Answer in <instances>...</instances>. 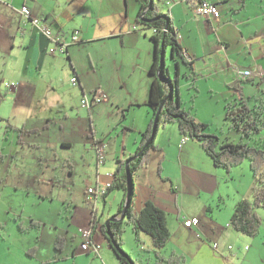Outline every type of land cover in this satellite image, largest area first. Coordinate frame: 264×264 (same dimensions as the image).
Returning <instances> with one entry per match:
<instances>
[{
  "label": "rangeland",
  "instance_id": "obj_1",
  "mask_svg": "<svg viewBox=\"0 0 264 264\" xmlns=\"http://www.w3.org/2000/svg\"><path fill=\"white\" fill-rule=\"evenodd\" d=\"M160 4L163 12L168 13V6L164 2ZM3 15L1 5L0 17ZM16 19L9 23L0 20V264H119L116 253L109 247L104 246L111 252L112 261L92 251L82 252L79 229L90 228L93 219L94 206L88 199V188L99 186L97 175L105 186L112 177L108 172L113 173L117 163L109 159L97 164L95 139L104 143L113 141L117 155L126 159L136 149L137 127L144 125L149 114L144 103L149 98L153 78L149 74L154 54V43L150 40L153 29H145L146 40L139 44L124 45L119 38H111L71 46L69 55L82 80L84 95L79 85L72 82L75 74L68 54H49L42 70L36 71L32 81L27 80L30 103L19 138L14 121L9 124L16 91L8 85L17 80L25 60V41L17 30ZM258 19L259 42L264 43V16ZM170 56L169 52L167 62L175 77L177 66ZM177 58L182 64L178 86L183 107L206 122L207 132L215 133L221 140L255 143L258 135L242 137L239 131L229 128L225 102L234 96L226 98L221 75L207 79L195 75L192 80L198 90L196 99L192 100L195 91L190 87L192 80L185 76L187 67L178 54ZM100 87L106 89L107 99L84 107L82 98L91 97V91ZM244 87L252 105L259 100L256 97L264 95V82L247 81ZM91 120L94 137L89 135ZM243 164L250 168L248 159L232 167L234 172L239 171L237 179L242 185L247 178L241 169ZM119 203L116 190L110 193L106 203L99 199L97 234L103 233L100 226L118 211ZM256 212L261 218L259 230L264 234V208H256ZM54 228L65 232L69 247L57 252L55 259L47 258L48 261L46 255L40 257L37 247L40 243L50 244V238L38 243L42 240L39 232L44 230L52 235ZM139 236L137 240L130 225L123 224V248L138 264H170L172 251L168 246L160 251L159 260L156 251L150 250V235L140 232Z\"/></svg>",
  "mask_w": 264,
  "mask_h": 264
},
{
  "label": "crops",
  "instance_id": "obj_2",
  "mask_svg": "<svg viewBox=\"0 0 264 264\" xmlns=\"http://www.w3.org/2000/svg\"><path fill=\"white\" fill-rule=\"evenodd\" d=\"M200 1L157 0L156 2L162 12L163 8L160 3L164 2L168 6V13L172 16L185 58L193 63L195 75L200 74L206 79L221 75L219 78L222 86L227 89L225 90L227 99H229V95L233 94L232 100L237 95L238 98H243L249 105H252L249 101V93H245L244 83L247 81L264 82V77L253 75L251 78L240 79L237 76V70L251 69L255 73L261 68L264 70V43L259 42L261 31L259 28L260 19H258L264 16V0H246L245 5H242L241 0H211L219 6L221 12L219 18H206L198 14L196 7ZM141 3L139 0H0L4 11L3 18L0 17V20L9 23L17 18V30L25 41L26 48L22 69L19 77L15 80L18 82V86L14 87L16 99L9 116L11 120L9 124L11 125L14 121L17 131L20 127H24L30 103L29 93H27L30 92L27 86L29 81L27 80L32 81L36 71L39 73L42 70L49 54H68L67 58L75 74L73 77L77 78V82L74 83L73 80L72 82L74 85H79L84 95L82 80L69 55L71 46L111 38H119L124 45L139 44L146 40L145 29L149 27L137 21ZM23 4L30 7L33 16L39 17L43 23L49 24L53 35H57L69 43L65 50L60 48L54 52L50 50L51 47H56V43L22 14L20 9ZM0 27H2L1 22ZM23 28L25 29L23 30ZM75 30H79V40L70 43ZM171 51H167V57ZM173 55L170 57L174 58ZM177 61L182 67L181 60L177 58ZM99 90L103 91L107 99V91L101 87L92 90L91 97L85 96L91 100ZM23 91L25 96H23ZM261 96L264 97V95H259L256 98ZM94 104L96 103L91 106ZM144 105L149 109V114L145 119L143 117L144 125L137 127L139 137L135 139L134 153L126 159L122 158L117 155L113 141L103 142L105 145L104 162L109 159H115L117 162L108 182H112L114 179L120 161L126 160L127 162L137 154V142L154 118V113L148 105V99ZM198 120L202 121V119ZM21 133L18 131L19 138ZM89 135L95 136L94 129ZM183 139L184 136L181 135L176 122L167 123L158 128L154 139L155 147L151 148L149 152L148 162L137 169L134 174V206L136 210H141L148 201H153L166 212L167 224L171 231L166 246L171 251L185 255L188 264H264V234L259 230L255 235H248L237 231L230 224L236 204L243 199L251 198V188L254 183L250 172L251 168L247 164H243L241 169L244 170L247 178L242 185L241 181L237 179L240 177L239 171L234 172L233 168L225 171L223 167L214 163L212 157L198 141L189 137ZM98 142L102 141L95 139L93 143L95 150ZM96 156L98 164L97 151ZM125 165L126 163L124 167ZM97 176L98 182L100 180L97 185H100L101 189H105L106 186L102 185L101 177ZM232 178L233 181L230 182ZM236 180H238V184H235ZM115 190L118 191L120 203L118 211L112 216H116V214L120 216V210L126 201V190L123 188ZM107 192L108 188L105 194ZM110 193L112 191L106 197L104 194L101 200L106 203ZM194 216L200 219L199 224L191 227L185 226V218ZM124 223L130 225L135 234L132 225ZM102 225L100 226L101 232ZM96 228L97 222L93 228V238L99 244V249L96 250L93 245L88 249H83L80 245L79 249L82 252L87 251V253L92 251L97 256L102 258L105 256L112 261L111 252L106 249L109 247L113 250V248L103 233L100 235L97 234V231L95 232ZM53 231L52 235L45 234L44 230L39 232V238L42 240H38V243L42 242L43 238H50L51 245L40 243L37 247L40 250V257L46 255L47 257L44 258L48 261L50 259L47 258L55 259L58 257L57 252H63L65 248L69 247L65 232L57 228H54ZM60 237L64 238L61 246L58 244ZM141 237L143 239L145 236ZM150 241L152 243V240ZM233 243L235 244L233 245ZM104 246L107 248L105 249ZM150 250L154 251L153 243ZM113 252L115 254L114 250ZM72 254H75V251H72Z\"/></svg>",
  "mask_w": 264,
  "mask_h": 264
},
{
  "label": "trees",
  "instance_id": "obj_3",
  "mask_svg": "<svg viewBox=\"0 0 264 264\" xmlns=\"http://www.w3.org/2000/svg\"><path fill=\"white\" fill-rule=\"evenodd\" d=\"M142 2L141 9L139 11V17L143 15L144 20L137 19L138 23L146 25L153 29V33L150 38L154 43L153 62L149 70V74L153 75L150 84V93L148 98V105L155 114L164 102L162 108L158 114L157 130L161 125L167 123L176 122L178 124L179 131L184 138L189 137L198 141L205 151L212 157L214 163L217 166L225 167L226 170H231L233 166H236L243 162L245 159L250 161V168L254 177V183L251 188V199H243L239 201L231 217L230 224L237 231H241L248 235H255L259 232L261 224V218L256 212V208H264V97L261 96L259 100L249 105L243 98H238L226 101V119L228 120V126L230 129H235L241 133V136L254 137L255 143L249 141L239 140L237 142L229 139L221 140L215 133L207 132L208 124L203 121H199L195 115L182 105V100L179 93V76L181 75L180 62H176L175 77H172L170 72L171 65L167 62L164 67H161V72L164 76H168L173 80L174 94H171L166 100L170 92L169 84L161 80L156 71L160 66V51L173 52L178 54L187 67V71L184 73L189 79H193L196 71L193 67V63L185 58L183 47L179 42L178 33L174 27L172 16L169 13L161 11L157 0H154L151 5L149 0H139ZM242 5H245L246 0H241ZM166 58H168L166 56ZM195 91L192 93V100L197 97V88L195 83L191 82V86ZM148 125L147 129L141 134L138 140V147L136 153L139 155L130 162L129 170L133 176L137 169L142 167L149 160V152L151 148L155 147L154 139L156 133L151 138L153 130V122ZM93 121L91 120V128L93 129ZM47 127V125H45ZM156 130V132H157ZM19 132H23L24 128L20 127ZM148 142V144H147ZM126 160H122L119 163L118 169L115 172L114 179L108 187V192L127 187V172L124 164ZM134 186V184H133ZM104 197V198H105ZM122 210V209H121ZM120 210V211H121ZM92 227L96 226V210H93ZM127 222L132 225L137 239L138 233L144 231L149 234L154 246L156 254L160 257V251L166 246L171 236V231L167 224L166 212L160 209L153 201H148L141 210H136L134 206V187L131 194L130 203L126 209L124 220L110 221L109 229L111 236L106 234V224L102 225V232L106 239L109 241L111 247L115 251L120 264H138L137 259H133L129 253L123 248V224ZM64 242V238L58 239V244L61 246ZM32 249H36L33 247ZM170 264H187L188 260L185 255L172 251L169 258Z\"/></svg>",
  "mask_w": 264,
  "mask_h": 264
},
{
  "label": "built area",
  "instance_id": "obj_4",
  "mask_svg": "<svg viewBox=\"0 0 264 264\" xmlns=\"http://www.w3.org/2000/svg\"><path fill=\"white\" fill-rule=\"evenodd\" d=\"M21 12L22 14L31 20L32 24L37 26L39 30L46 34L52 41L56 43V47H51L50 50L54 52L57 48H60L61 50H65L69 43H67L65 40H62L59 36L53 35L52 30L49 27V24L44 22L39 17H35L32 15V11L30 7L26 4H23L21 6ZM196 12L206 18L208 17H215L219 18L221 15L219 6L216 2H213L211 0H201L199 5L196 7ZM79 40V30H75L74 33L71 36L70 43L76 42ZM237 76L240 79L245 78H251L253 75L264 77V70L261 68L256 73L253 72L251 69H238L237 70ZM73 82H77V78H72ZM11 87H16L18 85V82L12 81L8 84ZM105 95L103 91L99 90L91 100L87 98L86 96L82 98V104L83 106L90 107L93 103H97L100 101L105 100ZM93 102V103H92ZM184 138L183 140H185ZM96 151L98 155V164L104 163L105 160V145L103 142H98L96 145ZM108 175H113L112 173L108 172ZM111 182H107L105 184L106 188L101 189L98 187H89L88 188V199L93 203L94 209L97 210L98 201L101 199V197L105 194L106 189L110 186ZM200 222V219L197 216L185 218L184 224L185 226L191 227L194 225H198ZM79 233L82 235L83 241L81 242V246L83 249H88L91 245L95 247L96 250L99 249V244H97L93 238V227L90 228H80ZM231 247V246H229Z\"/></svg>",
  "mask_w": 264,
  "mask_h": 264
},
{
  "label": "water",
  "instance_id": "obj_5",
  "mask_svg": "<svg viewBox=\"0 0 264 264\" xmlns=\"http://www.w3.org/2000/svg\"><path fill=\"white\" fill-rule=\"evenodd\" d=\"M150 1V4H152V2L154 0H149ZM139 20H144V17L143 15H141L139 17ZM173 55V52L171 51V57ZM165 63H166V55H165V52L163 51H160V66L158 68V70L156 71V74L157 76L167 82L169 84V88H170V92L168 94V96L165 98V100L171 95V94H174V89H173V80L171 78H169L168 76H164L163 73L161 72V67H164L165 66ZM164 102L161 103V105L159 106L156 114H155V118H154V122H153V130H152V135H151V139H153L155 133H156V130H157V121H158V114H159V111L160 109L162 108ZM148 144V142H147ZM140 153V152H139ZM134 155L132 158H130L127 162H126V165H125V168H126V172H127V187H126V201H125V204L120 212V216H118L116 214V216H112L110 217L107 221H106V227H107V231H106V234L110 237L111 236V232H110V229H109V222L110 221H118V220H123L124 217H125V213H126V209L130 203V199H131V194H132V191H133V184H134V180H133V177H132V174L130 173V170H129V165H130V162L135 159L138 155Z\"/></svg>",
  "mask_w": 264,
  "mask_h": 264
},
{
  "label": "flooded vegetation",
  "instance_id": "obj_6",
  "mask_svg": "<svg viewBox=\"0 0 264 264\" xmlns=\"http://www.w3.org/2000/svg\"><path fill=\"white\" fill-rule=\"evenodd\" d=\"M173 56H174L173 60H177V59H176V55H173ZM132 177H133V176H132ZM133 180H134V179H133ZM94 211H95V209H94ZM105 224H106V223H105Z\"/></svg>",
  "mask_w": 264,
  "mask_h": 264
},
{
  "label": "clouds",
  "instance_id": "obj_7",
  "mask_svg": "<svg viewBox=\"0 0 264 264\" xmlns=\"http://www.w3.org/2000/svg\"><path fill=\"white\" fill-rule=\"evenodd\" d=\"M15 82H16V81H15ZM17 86H18V85H17ZM17 86H16V87H17Z\"/></svg>",
  "mask_w": 264,
  "mask_h": 264
}]
</instances>
